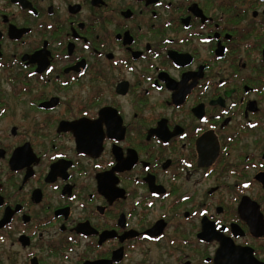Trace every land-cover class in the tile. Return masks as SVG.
<instances>
[{
  "label": "flooded vegetation",
  "instance_id": "flooded-vegetation-1",
  "mask_svg": "<svg viewBox=\"0 0 264 264\" xmlns=\"http://www.w3.org/2000/svg\"><path fill=\"white\" fill-rule=\"evenodd\" d=\"M7 217L26 264H264V0H0Z\"/></svg>",
  "mask_w": 264,
  "mask_h": 264
},
{
  "label": "rangeland",
  "instance_id": "rangeland-1",
  "mask_svg": "<svg viewBox=\"0 0 264 264\" xmlns=\"http://www.w3.org/2000/svg\"><path fill=\"white\" fill-rule=\"evenodd\" d=\"M16 228H12L4 232V237H0V264H26L25 256L26 253L32 251V249L23 250L21 246L16 243ZM46 237V234H45ZM53 241V240H51ZM59 244L57 242L51 243L52 249H57ZM66 253H67V249ZM64 249L58 251L59 254H56L57 251L47 258L46 253H38L40 257L46 259L47 264H76L74 259L71 261L65 262L61 257L62 253L65 252ZM65 253V254H66ZM73 257V256H70ZM73 261V262H72Z\"/></svg>",
  "mask_w": 264,
  "mask_h": 264
},
{
  "label": "water",
  "instance_id": "water-1",
  "mask_svg": "<svg viewBox=\"0 0 264 264\" xmlns=\"http://www.w3.org/2000/svg\"><path fill=\"white\" fill-rule=\"evenodd\" d=\"M9 222V218L7 217V218H5V219H3L1 222H0V228H2L6 223H8Z\"/></svg>",
  "mask_w": 264,
  "mask_h": 264
}]
</instances>
